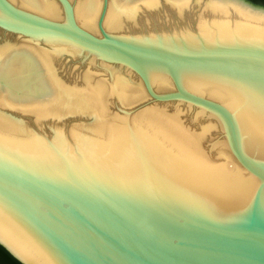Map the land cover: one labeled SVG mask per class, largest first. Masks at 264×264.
I'll return each instance as SVG.
<instances>
[{"label":"bare ground","instance_id":"obj_1","mask_svg":"<svg viewBox=\"0 0 264 264\" xmlns=\"http://www.w3.org/2000/svg\"><path fill=\"white\" fill-rule=\"evenodd\" d=\"M37 22L111 39L155 93L172 88L167 64L182 90L228 112L240 152L264 170V81L186 61L264 52L263 9L237 0H0L1 164L90 203L120 196L145 221L249 214L259 182L233 160L217 114L147 102L110 50ZM256 204L264 213V187Z\"/></svg>","mask_w":264,"mask_h":264},{"label":"water","instance_id":"obj_2","mask_svg":"<svg viewBox=\"0 0 264 264\" xmlns=\"http://www.w3.org/2000/svg\"><path fill=\"white\" fill-rule=\"evenodd\" d=\"M264 10L251 0H237ZM96 49H108L114 65L129 69L153 102L182 101L224 122L236 164L259 182L246 216L211 221H145L119 197L90 203L0 163V253L13 264H264V213L256 214L264 170L240 152L235 128L220 105L182 90L163 63L171 90L155 93L143 72L111 39L35 23ZM186 61L264 81V52L234 50ZM17 258H15L12 254Z\"/></svg>","mask_w":264,"mask_h":264},{"label":"rangeland","instance_id":"obj_3","mask_svg":"<svg viewBox=\"0 0 264 264\" xmlns=\"http://www.w3.org/2000/svg\"><path fill=\"white\" fill-rule=\"evenodd\" d=\"M253 2H259V4L263 5L264 6V0H251ZM155 25H160V23L157 22V24L155 23ZM168 25V26H166ZM164 26L168 27L169 28V24H166ZM0 264H13L11 261L7 260L3 254L0 253Z\"/></svg>","mask_w":264,"mask_h":264}]
</instances>
